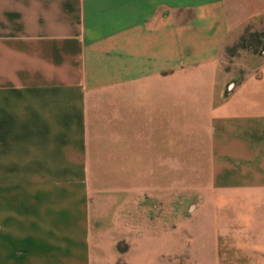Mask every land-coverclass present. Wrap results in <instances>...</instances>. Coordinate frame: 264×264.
<instances>
[{"label":"crops","instance_id":"0c3cea01","mask_svg":"<svg viewBox=\"0 0 264 264\" xmlns=\"http://www.w3.org/2000/svg\"><path fill=\"white\" fill-rule=\"evenodd\" d=\"M263 17L264 0H0V264H132L130 232L162 242L140 264L181 263L198 222L209 264H264V61L236 83L221 67ZM100 123L134 169L209 172L196 214L97 211Z\"/></svg>","mask_w":264,"mask_h":264},{"label":"rangeland","instance_id":"374dc122","mask_svg":"<svg viewBox=\"0 0 264 264\" xmlns=\"http://www.w3.org/2000/svg\"><path fill=\"white\" fill-rule=\"evenodd\" d=\"M259 35H264V17L255 20L232 36L223 49L221 55L223 74L235 83L243 79L244 75L255 74L259 71L264 61V44L260 45ZM108 127L109 124L106 123L96 124L90 139L91 187L93 203L97 206V211L102 215L109 214L110 221L113 212L122 216L133 213L138 219L149 214L151 220L163 219L164 212L166 213L167 210L173 212V209L180 213L182 218L195 215L197 208L203 203L201 193L208 184L210 173L207 171L173 172L134 169L127 163L125 148L117 147L116 139L113 138V133L109 132ZM117 199L120 201L115 203ZM115 205L116 208H113ZM221 220L217 227L220 230ZM106 221L109 222V220ZM100 224L103 225V222ZM207 226L203 222H198L195 226L198 233L194 234L200 236L198 241L196 238L192 241L188 237L187 239L182 237V246H185H183L182 261L175 264L210 263L205 259ZM217 233L215 228L214 234ZM149 236L148 233L138 235L133 232L118 236L134 242L132 253L125 256L128 262L140 264L142 248L146 250L149 246L162 244L159 239H154L153 235L150 239ZM197 246L202 247L193 252L192 248ZM127 248L126 242L119 244L120 251L124 252ZM192 256H197L199 260L192 261ZM150 262L151 264H174L160 254L150 259ZM213 262L216 264L215 261Z\"/></svg>","mask_w":264,"mask_h":264},{"label":"trees","instance_id":"16d2710c","mask_svg":"<svg viewBox=\"0 0 264 264\" xmlns=\"http://www.w3.org/2000/svg\"><path fill=\"white\" fill-rule=\"evenodd\" d=\"M260 38V45L263 46L264 44V35H259Z\"/></svg>","mask_w":264,"mask_h":264}]
</instances>
